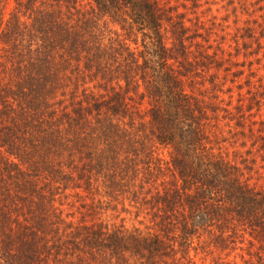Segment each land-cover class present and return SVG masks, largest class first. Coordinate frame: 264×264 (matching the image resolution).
<instances>
[{
    "label": "trees",
    "instance_id": "1",
    "mask_svg": "<svg viewBox=\"0 0 264 264\" xmlns=\"http://www.w3.org/2000/svg\"><path fill=\"white\" fill-rule=\"evenodd\" d=\"M6 5L0 264H195L197 249L236 264L237 245L241 264H264V189L211 144L222 127L234 141L243 130L221 120L244 115L241 93L232 108L220 94L228 75L251 92L250 62L203 46L163 0ZM70 194L88 199L77 219L61 208ZM118 201L143 209L146 229L110 221Z\"/></svg>",
    "mask_w": 264,
    "mask_h": 264
},
{
    "label": "rangeland",
    "instance_id": "2",
    "mask_svg": "<svg viewBox=\"0 0 264 264\" xmlns=\"http://www.w3.org/2000/svg\"><path fill=\"white\" fill-rule=\"evenodd\" d=\"M164 3L176 5L177 11L184 13V17L190 24V30L195 28L198 40L202 41V45L207 43L219 45L224 51L231 54V58L238 62L244 60L243 68L246 63L250 62V66L255 73V78L259 81L255 82V87L251 88V94L245 93L246 87L243 84L241 88H237L238 83L243 82V76H238L230 82V75L226 77L225 86L230 87L229 91L220 94L223 103L229 106L237 104V93H241L242 111L244 115L238 118L234 109H231L232 115H227L222 120V124L233 122L234 120L242 124L243 130L241 134L235 136L236 140L229 137L225 127H222V134L212 135L211 144L213 149L222 153L226 152V157L235 161L244 172V177H248L249 184L264 189V147L255 150L260 137L264 138V17L263 3L259 0H163ZM184 4L182 7L181 4ZM11 6V0H7L5 10ZM250 28V30H247ZM250 33V37L245 35ZM237 70V69H232ZM254 80V79H252ZM260 84L259 86H256ZM258 99L259 105L252 103L250 96ZM250 106L245 110V106ZM240 113V112H239ZM230 119V120H229ZM217 133L220 130L215 127ZM249 131H252L249 136ZM248 134V135H247ZM242 144V146H241ZM249 149L247 153L245 150ZM225 154V153H224ZM241 158H245L244 162H239ZM250 166V169H247ZM84 196L70 194L61 198V208L64 212H68L72 219H77L82 210L80 206L84 202ZM88 202V199L85 200ZM137 210L133 205L126 202L122 204L118 201L115 208L107 211V216L114 223H121L125 227H137L141 230L148 226V218L143 212ZM84 219L89 220L90 215L84 213ZM243 253L241 246L237 247L226 257L227 260H233L236 264H241L239 255ZM191 255H193L191 251ZM221 255H223L221 253ZM244 257L245 254H243ZM195 264H211L210 257L197 249L192 257Z\"/></svg>",
    "mask_w": 264,
    "mask_h": 264
}]
</instances>
